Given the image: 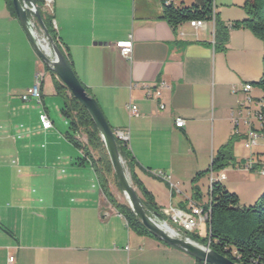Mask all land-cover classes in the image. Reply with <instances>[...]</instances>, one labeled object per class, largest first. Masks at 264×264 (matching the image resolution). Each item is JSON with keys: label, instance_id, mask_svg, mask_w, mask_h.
<instances>
[{"label": "crops", "instance_id": "obj_1", "mask_svg": "<svg viewBox=\"0 0 264 264\" xmlns=\"http://www.w3.org/2000/svg\"><path fill=\"white\" fill-rule=\"evenodd\" d=\"M193 2L173 0V5ZM222 2L215 12L226 32L219 36L213 22L171 27L160 18L161 0L51 3L57 37L75 75L109 125L129 132L132 173L161 212L188 209L193 178L209 170L213 157L229 143L233 163L213 172L214 177L224 175L221 184L228 190L234 186L239 200L249 204L263 188L248 174L260 166L253 149L264 148L263 124L253 118L255 106L248 107L247 94H234L232 88L259 81L264 46L249 30L231 27L247 13L236 10L231 0ZM129 37L132 52L125 58L115 43ZM39 70L45 74L41 104L23 102ZM161 82L166 86L160 87ZM145 86L159 89L160 98H147ZM248 95L258 100L261 90L254 86ZM56 97L53 74L0 0V264H197L184 251L129 229L105 199L91 164L79 163L81 151L55 131L49 105ZM128 104L138 116L129 115ZM43 112L53 124L48 131L38 121ZM176 118L185 120L183 128L175 127ZM247 118L253 129L261 127L252 149L241 143ZM241 146L243 154L237 152ZM250 160L253 167L246 169ZM230 168L244 173L239 187L228 181ZM209 174L196 183L201 205L209 202ZM203 225L195 232L201 238L207 234Z\"/></svg>", "mask_w": 264, "mask_h": 264}, {"label": "trees", "instance_id": "obj_2", "mask_svg": "<svg viewBox=\"0 0 264 264\" xmlns=\"http://www.w3.org/2000/svg\"><path fill=\"white\" fill-rule=\"evenodd\" d=\"M5 1L11 14L16 17L12 6V0ZM31 1L39 12V15L45 27L49 31L53 42L59 47L68 60V56L57 37V33L54 28L53 15L45 7V1ZM243 8L247 13V18L242 21L232 23L231 27H240L249 30L263 43L264 46V0H244ZM28 16L30 18L33 17L35 24L37 25L35 17L29 12ZM160 18L166 21L173 28L190 21L199 20L214 22L215 36H219L220 33H223L224 35L226 32V27L222 26L220 21L217 19V14L214 11V0H194L193 4L190 6H175L173 4L168 6L163 5ZM53 76L55 75L53 74ZM252 85L264 92V55L262 58L261 78L258 82L252 83ZM54 87L57 95L62 96L63 98V108L61 109V113L69 120L70 132L66 133L65 137L82 153V157L78 158V162L81 164L87 162L91 164L98 177L105 199L110 202L111 205L126 220L129 229L139 235L153 237L142 226L128 205L118 202L112 194L107 181V174H112L114 176V173L104 144L101 141L100 135L89 114L85 108L69 93L61 81H55ZM84 89L87 94L90 95L87 89ZM67 92L70 95H68ZM260 112L264 116V102ZM80 135H84L87 138L86 144L80 141ZM229 144L223 146L217 152L215 157H213L209 170L206 172H200L193 178L192 200L195 203L196 200L200 199V189L196 185L197 180L207 173L219 172L227 168L229 165H232L233 160L228 154ZM118 149L130 174L131 182L139 194L147 213L160 221H167L165 215L162 214L160 208L156 205L152 195L133 175V158L131 157L127 147L118 141ZM114 181L116 186L119 188L115 176ZM198 205L204 212L209 213V217L206 222L207 234L205 237L201 238L196 233L181 231L183 236L208 246L218 254L223 255L236 263L264 264V193L260 195L252 205L241 207L238 195L228 191L220 181H215L209 188V202ZM197 264L204 263L197 260Z\"/></svg>", "mask_w": 264, "mask_h": 264}, {"label": "water", "instance_id": "obj_3", "mask_svg": "<svg viewBox=\"0 0 264 264\" xmlns=\"http://www.w3.org/2000/svg\"><path fill=\"white\" fill-rule=\"evenodd\" d=\"M12 6L37 58L62 82L92 119L104 144L116 182L126 200V204L142 226L159 241L184 251L204 264H239L218 254L208 246L180 235L169 227L166 221H160L147 213L120 155L114 129L107 122L97 101L85 91L63 52L53 42L35 5L31 0H12ZM28 12L33 14L37 25L28 16Z\"/></svg>", "mask_w": 264, "mask_h": 264}, {"label": "built area", "instance_id": "obj_4", "mask_svg": "<svg viewBox=\"0 0 264 264\" xmlns=\"http://www.w3.org/2000/svg\"><path fill=\"white\" fill-rule=\"evenodd\" d=\"M45 1V7L48 9V11L51 13L50 7L52 0H44ZM163 5L168 6L173 4V0H161ZM52 14V13H51ZM33 15V14H32ZM32 20L34 21L33 17ZM190 25L194 28H200L203 27L205 24V21H190ZM214 23V22H213ZM55 27V26H54ZM115 48L119 51L120 55L129 58L132 52V40L131 37H129L127 40L119 41L115 43ZM45 80V74L44 70H39L36 72L33 80L32 86L26 91L24 95L21 96V100L23 102H27L29 100H34L37 103L41 104V97H42V86ZM160 87H165V83L161 82L159 84ZM254 86L249 83H245L241 85V89L237 90L235 87L232 88V93L236 94L238 91H241L244 94H247L245 102L248 105H254L255 110L252 113L253 118L258 123H262V128L264 129V116L261 114L260 110L263 107L264 102V92L261 91V96L258 100H254L251 96H249V92L253 90ZM145 94L147 98L158 100L160 98V91L155 90L153 91L149 86H145ZM159 108L162 110L164 109V105L160 104ZM127 111L129 112L130 116H138L137 109L132 106L131 104L127 105ZM248 114H251L250 112ZM38 121L40 124V127L44 131H48L52 129L53 124L48 117V115L43 112L39 115ZM234 126L239 125V120L234 119L233 121ZM174 125L176 128H183L185 125V120L182 118H176L174 121ZM244 125L248 128V132L245 138L244 147L246 149H252L258 142V139L261 137V127L260 130L253 129V122L251 119L247 118L244 120ZM114 135L116 136L117 140L124 144L127 149L129 150V132L126 130H114ZM253 161L250 160L246 165V169H252L253 167ZM261 175H264V170L260 172ZM158 176H162L161 173L157 174ZM225 179L224 175H219V177L215 178L213 175V172H210L209 174V182L210 186L215 181H221ZM162 214L169 217L170 221H172L173 224L177 225L181 231L187 232V233H195L199 227L203 224H206L209 213L204 212L202 208L191 200L189 203L187 210H180L177 208L169 207L166 210L162 211ZM177 232V231H176ZM185 237V236H184ZM14 261V256H9L8 262L12 263Z\"/></svg>", "mask_w": 264, "mask_h": 264}, {"label": "rangeland", "instance_id": "obj_5", "mask_svg": "<svg viewBox=\"0 0 264 264\" xmlns=\"http://www.w3.org/2000/svg\"><path fill=\"white\" fill-rule=\"evenodd\" d=\"M232 1V5L236 10H240V11H245V9L243 8V0H231ZM221 3L222 0H214V11L215 9H220L221 8ZM216 13V12H215ZM60 82V80L56 77L53 76V82ZM68 93V92H67ZM68 95H70L68 93ZM52 110V113L54 114V120H55V124H56V132L59 136H63L66 133H69V120L67 118H65L62 113H61V109L63 108V98L62 96H58L55 98V102H53L51 105H49ZM243 143V147H244V139L241 138ZM80 141L84 144L87 143V138L84 135H80ZM241 146V148L237 149V152L239 154H243L244 152H246ZM75 150V149H74ZM76 151V150H75ZM248 151V150H247ZM254 153H259V165L260 166H256L255 170L253 172H248V174L251 176V180L253 181V183L255 184V182L257 184H255V186L258 185V187H263L261 190H258V194H257V199L260 195H262L264 193V175H261L259 173V170H264V148H258V147H254L253 149ZM262 152V153H261ZM95 155V154H93ZM96 157V156H95ZM232 170L231 168L229 169V171H225L226 176L228 177V181H230L231 183L235 184L237 187H239V183L243 180L244 177V173H242L241 171H230ZM107 181L109 183V186L111 187L112 193L115 196V198L117 199L118 202L126 204V200L122 194V192L120 191V189L116 186V183L114 181V176L112 174H107ZM255 181V182H254ZM238 183V184H237ZM224 184V182H223ZM236 189V188H235ZM238 189V188H237ZM228 190V189H227ZM231 193H235L234 191V186H230L229 190ZM236 194V193H235ZM240 206L244 207V206H249L252 205L253 203L249 204L246 203L244 201V199H240L239 200ZM167 224L169 225V227H171L172 229H174L175 231H177L180 235L183 236L180 228L173 224L172 221L167 220ZM202 227H204V225H202Z\"/></svg>", "mask_w": 264, "mask_h": 264}, {"label": "bare ground", "instance_id": "obj_6", "mask_svg": "<svg viewBox=\"0 0 264 264\" xmlns=\"http://www.w3.org/2000/svg\"><path fill=\"white\" fill-rule=\"evenodd\" d=\"M47 50V49H46ZM48 51V50H47ZM250 171V170H249Z\"/></svg>", "mask_w": 264, "mask_h": 264}]
</instances>
